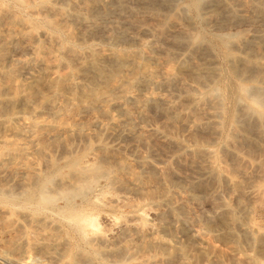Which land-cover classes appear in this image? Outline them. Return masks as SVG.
<instances>
[{
	"label": "rangeland",
	"instance_id": "obj_1",
	"mask_svg": "<svg viewBox=\"0 0 264 264\" xmlns=\"http://www.w3.org/2000/svg\"><path fill=\"white\" fill-rule=\"evenodd\" d=\"M153 1L99 0V6L97 4L89 13V24L72 19V13L81 6L78 8L71 0H49L48 3L53 10L64 12L62 25L75 37L69 45H73L83 55L90 52L108 54L126 51L141 56L149 70L157 66L177 67L182 63L180 73L184 83H188L189 68L193 66L211 63L219 75L230 71L232 66L223 54L224 44L232 55L258 61L264 67V0H243L246 4L242 5L244 8L239 5L240 0H197L196 6H193L194 0H171L168 5ZM225 5L231 7L230 12L222 11V6ZM0 6L9 17L20 19L25 31L34 34L29 40L12 41L6 52V61L15 70V78L20 82H28L32 77L44 72L43 66L35 63L34 57L39 48L44 52L49 50L47 36L53 35L58 38L59 43L66 45L69 41L64 32L56 30L51 24L55 18L51 16L49 9L33 11L11 0H0ZM171 17L178 19L181 28L192 35H199L202 40L199 51L192 54L193 57L187 56L189 47L185 40L179 44H173L171 41L168 28V22L173 20ZM5 29V22H1L0 33L5 34ZM21 29L22 27H18L17 31ZM234 40L236 44H233ZM239 65L232 74V82L253 81V70L250 67L242 69L243 65ZM73 67L75 64L69 66L59 61L52 71L55 74H64ZM239 69L245 70L244 75L240 74ZM262 76L264 79V70ZM220 80L199 81L195 84L201 92L212 91L216 102L221 104L220 108L223 110L218 116L219 126L216 134L207 129L195 131L185 127V115L181 113L178 118H172L169 109L161 102H147L142 108H138L128 101L125 102L127 115L146 130L143 141H137L127 135L105 134L98 126H91L87 131L90 138L62 136L56 145H47L43 152L28 156L30 161L36 163L37 172L43 175L47 173L48 161L61 169L65 158L75 157L87 151L90 158L97 157L99 151L96 149V142L99 141L101 145L114 151L133 172L139 174L146 186L149 185L151 190L155 189L152 196L160 191L158 188L162 185L158 178H153L151 168L158 167L172 178L166 186L176 203L172 212H168L162 204H151L145 197L123 188L103 185L93 190L86 196V201L79 202L76 207L85 214H92L99 230L104 234L105 241L93 236H89L92 239L88 236L80 239L66 223L54 221L56 226L59 225L62 240H68L69 249L88 250L90 246L99 247L104 251L100 252L99 259L105 264H125L130 262L131 258L160 259V264H208L210 257L220 260L222 264H253L255 260L264 261V239L257 242L244 240L243 229L239 226L233 230L237 238L235 241L217 231L221 225L220 218L227 210L239 223L250 221L264 229V195L256 192L253 194L254 198L252 195L250 198L248 195L237 193L231 197L227 183L220 178L221 174L231 175L234 182L246 193L251 185L264 186V123L263 134L259 135V125L252 116L243 117L240 106L232 108L235 123L228 120V108L232 106L222 90ZM148 94L163 97L177 107L185 108L187 105L179 88L174 85L148 86L146 90L133 91V95L141 100ZM118 110L117 107H111L108 112L110 115H119ZM38 120L50 118L42 115ZM96 120L104 122L106 118L92 113H84L81 116V122L86 125ZM154 130L163 131L171 142L161 138L153 132ZM4 133L5 127L1 125L0 135ZM95 136H98V140ZM192 140L197 143V148L215 152L218 163L213 175H201L198 165L200 161L194 159L188 151L193 148ZM17 143L25 146L21 138ZM177 146H182V150L177 151ZM13 167L14 165L9 163L0 167V188L15 195L20 192L15 180L21 177L23 180L25 176H9ZM123 175L126 177L124 173L121 177H124ZM179 180L184 182L183 185L180 186ZM98 198L102 199L103 205L94 206L89 203ZM237 201L244 205L256 204L254 206L259 210L247 215L238 206ZM136 207L145 214L144 223L152 228V234L144 240L139 238L134 230H124L121 227L126 222L140 224L132 213ZM30 231L25 223H22L21 228L11 230L3 224L0 214V254L15 260L30 257L32 260L29 264H48L49 262L35 251L21 248L13 252L8 249L11 241L20 240ZM199 236L207 241L208 245H199L196 241ZM151 239L163 241L171 253L181 250L185 255L184 262L178 257L166 259V254L161 249L141 248L146 240L148 242ZM62 260L54 262L60 263ZM93 263L95 264L92 260L84 259L80 264ZM0 264L10 263L0 260Z\"/></svg>",
	"mask_w": 264,
	"mask_h": 264
},
{
	"label": "bare ground",
	"instance_id": "obj_2",
	"mask_svg": "<svg viewBox=\"0 0 264 264\" xmlns=\"http://www.w3.org/2000/svg\"><path fill=\"white\" fill-rule=\"evenodd\" d=\"M11 1L33 11L49 9L51 16L55 18L51 24L56 30L66 34L69 43L68 45L62 44L58 42L57 37L47 36L49 50L44 52L39 48L34 57L35 63L43 66L44 72L32 77L28 82L18 81L15 78V70L6 61L7 47L16 39H32L34 34L25 31L23 22H20V19L18 20L15 16V18L9 17L0 6V23L5 22L6 26L5 34L0 33V126L4 125L5 127V133L0 135V167L9 163L14 165L9 176L12 178H15L16 175L25 176L23 180L22 177L15 180L20 189L18 194H9L8 191L0 188V214H2L3 224L11 230L16 227L21 228L22 223L31 229L20 240L11 241L8 247L10 251L16 252L21 248L35 251L37 255L47 260L48 264H80L84 259L85 261L86 259L92 260L95 264H105L99 259L100 252H104L99 247H89L87 244L88 250L69 249L68 240L65 241L61 238L59 225L56 226L53 223L54 221L66 223L68 228L80 239L93 236L101 241L104 240V234L102 235L92 214H85L76 207L79 202L86 201V196L89 193L103 185L123 188L143 196L151 204L164 205L168 212L175 209L176 203L166 189L172 179L167 172L158 167L151 168L153 178H158L162 185L158 188L160 191L156 190V194L154 193L155 195L152 196L155 189L151 190L149 185L146 186L139 174L133 172L114 151L104 147L99 141L96 142V149L99 151L97 157L90 158L87 151L75 157L65 158L61 169L55 163L48 161L47 173L43 175L37 172L36 163L28 159V156L33 153L43 152L47 145H56L62 136L90 138L87 131L91 126H98L105 134L127 135L137 141H143L146 130L127 115L125 102L131 101L138 108H142L147 102H161L169 109L172 118H178L181 113L185 115V127H190L195 131L207 129L216 134L217 126H219L218 116L223 110L220 108L221 104L216 102L212 91L201 92L195 84L199 81L221 79L222 90L232 106L228 108L230 109L228 120L231 122L236 120L232 108L240 106L242 116H252L260 127L258 134H263L264 79L262 75L264 67L258 61H250V59L232 55L226 44L223 45V54L227 56L232 66L230 71L219 75L211 63L193 66L189 68L188 83H184V78L180 73L182 63L177 67L157 66L155 69L149 70L145 67L141 56L126 51L108 54L97 52L80 54L73 45H69L75 37L62 25L64 12L50 8L49 0ZM71 1L78 8L81 6L80 9L72 13V19L83 24L89 22L88 16L93 7L97 4L99 6L97 2L99 0ZM156 1L168 5L171 0ZM197 2L194 0L193 6H196ZM239 3L241 8L245 4L243 0H240ZM259 9L261 10V8ZM222 11L230 12L231 7L229 5L222 6ZM262 11H264V6ZM168 23L173 44H179L180 41L185 40L189 47L187 56L193 57L192 54L199 51L202 41L199 35H192L181 28L178 19L174 18ZM18 27H22V29L17 31ZM80 39L82 38L80 37ZM236 43L234 40L233 44ZM59 61H63L69 66L75 64V67L67 73L55 74L52 70ZM239 64L243 65L242 69L250 67L253 70L255 73L253 81L232 82V74L234 70L238 69ZM239 72L244 75L245 70L239 69ZM155 85L177 86L186 100V107L174 106L163 97L151 94L144 96L142 100L133 95L135 89L146 90L148 86ZM111 107H117L119 115H110L108 110ZM84 113L104 116L106 120L104 122L96 120L86 125L81 122V116ZM42 115L49 117L50 120H38V117ZM153 132L171 142L163 131L154 130ZM95 137L97 139L98 136ZM20 138L24 140L23 145L25 146H20L17 143ZM191 142L193 148L188 151L194 159L200 161L198 165H200L201 175H213L217 169L216 163H218L215 152L211 149L197 148V143L194 140ZM177 147H179L177 151L182 150V146ZM3 171L5 172V170ZM123 173L126 174V177L124 175L121 177ZM221 175L220 178L228 185L231 197L237 193L249 197L252 195L253 198V194L256 192L264 195V186L251 185L246 193L234 182L231 175ZM178 182L180 186L184 183L181 180ZM89 203L94 206L103 205L101 198L94 199ZM237 203L247 215L259 210V208H255L256 204L244 205L240 201ZM132 213L134 217L138 218L140 224L122 222L121 227L124 230H134L138 237L144 240L146 236L152 234V228L144 223L145 214L139 207L134 208ZM232 217L230 211H225L220 218L222 219L221 225L217 231L235 241L237 238H235L233 230L239 226L243 229L244 240L257 242L264 239L262 227L250 221L241 224ZM196 241L199 245H208L201 236L196 237ZM141 248L161 249L166 254V259L178 257L182 262L185 260V255L181 250L171 253L168 246L159 239H151L148 242L146 240ZM59 259L63 260L60 263L54 262ZM0 260L10 264H29L32 259L27 257L15 260L0 254ZM130 260L125 264H160L161 262L160 259L132 260L131 258ZM207 262L208 264H222L220 260L213 257H210ZM253 264H264V261L255 260Z\"/></svg>",
	"mask_w": 264,
	"mask_h": 264
}]
</instances>
